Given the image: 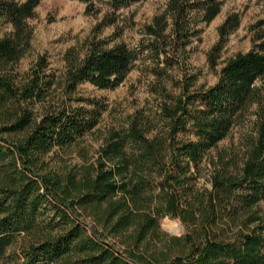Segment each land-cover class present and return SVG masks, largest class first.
Instances as JSON below:
<instances>
[{"label": "trees", "instance_id": "trees-1", "mask_svg": "<svg viewBox=\"0 0 264 264\" xmlns=\"http://www.w3.org/2000/svg\"><path fill=\"white\" fill-rule=\"evenodd\" d=\"M80 1L115 14L143 0ZM40 2L0 0V20L14 28L0 38V264H264V86L257 85L264 29L223 67L216 85L190 92L189 84L178 96L156 90L164 95L156 114L137 112L110 130L94 163L59 170L53 157L91 133L105 108L79 86L115 89L137 62L160 59V52L148 44H96L69 66L58 97L44 58L19 85L13 65L30 47L26 21ZM178 10L211 21L220 3L186 1ZM237 23L228 19L222 34ZM254 106L244 147L221 151L206 169L209 151ZM168 216L181 220L184 235L160 231Z\"/></svg>", "mask_w": 264, "mask_h": 264}, {"label": "rangeland", "instance_id": "rangeland-1", "mask_svg": "<svg viewBox=\"0 0 264 264\" xmlns=\"http://www.w3.org/2000/svg\"><path fill=\"white\" fill-rule=\"evenodd\" d=\"M174 1L143 0L113 14L101 4L89 9L80 0H41L35 16L26 21L31 30L30 47L13 65L16 82L19 85L27 82L32 69L44 58L47 74L55 78L51 90L57 97L69 66L83 60L96 44H103L105 48L121 43L130 47L148 44L160 52V59L148 55L144 61L137 62L126 80L115 89L98 90L90 83L79 86L81 95L97 98L105 108L91 133L53 157L57 169L74 171L94 163L110 130L127 125L137 112L156 114L164 102V95L156 94V90L163 88L171 96H178L189 84L190 92L216 85L223 67L237 55L247 53L255 43L257 32L264 29L261 25L264 0H217L220 11L211 21L200 11L179 14V5L196 0H180L177 5ZM230 18L236 19L238 25L222 34L221 29ZM152 30L158 35L152 34ZM13 34V26L1 19L0 38ZM157 70L164 74L162 78ZM257 85L264 86V77ZM50 103L36 105L35 112H42ZM256 120L254 106L245 121L209 151L204 167L208 169L210 158L217 159L221 151H240L253 135ZM160 231L180 237L186 229L181 220L168 216L161 220Z\"/></svg>", "mask_w": 264, "mask_h": 264}]
</instances>
